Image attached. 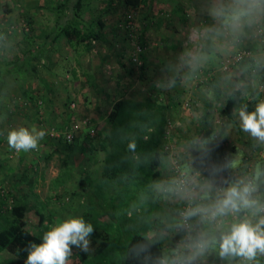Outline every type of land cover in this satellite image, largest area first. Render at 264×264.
I'll use <instances>...</instances> for the list:
<instances>
[{
  "label": "rangeland",
  "instance_id": "obj_1",
  "mask_svg": "<svg viewBox=\"0 0 264 264\" xmlns=\"http://www.w3.org/2000/svg\"><path fill=\"white\" fill-rule=\"evenodd\" d=\"M28 1L30 2H17L18 7L27 8L25 6L32 5L34 0ZM100 3L102 4V0H84L85 8L82 11L93 25L97 18L102 19L104 23L103 39L94 40L91 52L88 51L94 64L90 67V62L87 65L83 59L79 61L77 58L79 63L74 62V65L80 66V69L72 74L69 72L70 82L62 81L67 89L60 90L61 98L55 104L62 110L61 116H53L50 109L51 117L46 119L45 106L42 102H37V105L34 103L35 121L38 124L41 116L44 121H48H45L47 125L62 128L69 124L73 117H87L91 124L83 126L81 132L86 131L92 124L97 128L103 127L106 110L120 96L142 98L150 95L170 103L166 142L162 146L164 155L160 165L161 174L155 184L158 206L151 215L150 222L159 221L172 229H163L156 224L151 226L150 231L156 229L162 235L166 251L164 264H177L176 260H169L171 253L177 254V257H185L184 264H225L219 247L217 251L208 247L203 255L195 256L191 260L188 258L195 255L197 250L194 245L202 235L213 236L207 228H224L232 213L213 220L200 212L190 217L187 215L188 223H185L181 211L184 206L189 210L206 208L220 198L226 188L234 185L243 187L250 184L254 188L251 198L264 205V142L246 132V139L244 135L239 137L237 130L241 127L239 112L247 105L248 97L251 96L250 99L256 105L264 102V43L261 36L256 34L255 29V35L250 31L247 36L237 35L235 26H232L228 27V32H224L228 36L224 41L219 39V35L213 34L214 43L212 42L210 48L205 41L207 35L204 30L190 26L185 32L187 28L178 27L176 18L170 14L171 11H167L163 17H156L154 13L150 16L151 12H146V6L153 4L156 8L155 0L145 1L135 9L120 7L109 13L100 12ZM12 5L11 0L2 3L0 1V7L10 8ZM52 19L51 16L37 20L38 24L47 25ZM27 26L23 16L18 15L9 20L0 17V30L10 29L7 34H11L14 41L23 36V29H27ZM262 29L264 31V23ZM250 36L254 40H250ZM141 38L144 47L140 60L141 51L138 54L134 51L135 44L141 42ZM246 41L250 44L245 45ZM245 47L251 50L250 56L231 64L227 69L222 68L223 58ZM134 55L138 56L139 62L133 60ZM82 56L86 58L85 55ZM193 62L195 64L189 65ZM67 63L64 66L72 69V62ZM140 63L143 69L139 66ZM131 67L135 68L134 72H129ZM84 69L88 70L87 74ZM89 74L94 76V82L102 88V92H98L97 87L91 85ZM67 77L68 75L65 79ZM234 89H238L240 93L237 95L234 109L235 122H230L221 113L220 105ZM217 90L220 91L219 94H216ZM94 95L102 97L100 104L91 103L94 99L98 102ZM27 102L29 104V101ZM206 102L210 104V124L214 131L213 136L199 142L200 116ZM71 103H74V107H70ZM27 106L30 107L31 104ZM89 110H93L91 117ZM59 138L63 142L57 139L52 141L51 137L45 136L38 149L28 151L30 155L26 156L32 159L29 163L20 162L19 152L8 156L11 149L5 148L7 157L0 156V164L2 162L4 165L3 169L0 167V187H8L9 191L14 193V200H24L28 205L39 207L47 213V219L40 228L43 234L51 226L70 216L83 217L77 214L87 209H92L94 219L89 221L85 218V222L101 227L109 226L108 215L103 214L104 209L95 200L97 193L89 196L90 203L94 201L95 204L81 207L84 191L81 188L83 178L80 170L86 158L76 151L68 159L63 149L64 142L69 141ZM228 153L232 155L233 160L228 164L226 173L214 169L208 177L201 179V173L213 158L223 161ZM13 183H18L16 190H11ZM128 196L130 197L131 193ZM8 199H11L10 194ZM108 199L107 196L106 203L101 204L118 213L124 210V202ZM244 209L245 218L252 220L254 224L264 216V211L253 215L252 209ZM1 254L3 264H25L27 259H19L5 251ZM236 261L237 264H252V260L241 256L234 258L233 264H236ZM70 264H120V251L119 248L111 246L108 256L98 254L80 262L73 254Z\"/></svg>",
  "mask_w": 264,
  "mask_h": 264
},
{
  "label": "trees",
  "instance_id": "obj_2",
  "mask_svg": "<svg viewBox=\"0 0 264 264\" xmlns=\"http://www.w3.org/2000/svg\"><path fill=\"white\" fill-rule=\"evenodd\" d=\"M83 2V0H60L52 5L51 8L55 13L52 19L53 23L50 25V30L41 37H44L46 41L47 38L54 41L58 36L64 35L67 40L82 44L85 51H91L93 40L104 37L102 32L104 23L102 19L97 18L93 25L90 20L84 19L81 15ZM144 3L145 0H116V2L115 0H102V4L100 3L98 8L101 13H109L120 7L135 9ZM25 19L28 26L27 29H23V37L28 40L33 37L34 40V35L31 33L34 27L33 18L27 15ZM137 43L141 48L144 47L142 38L141 42ZM141 55L143 56L142 50L139 53L140 60ZM12 64L13 61L0 62V88L5 81L6 74L13 68ZM23 65L22 62L17 66L14 65V68H21ZM139 66L143 69L141 63ZM134 67H131L129 72H134ZM31 70L35 71L36 66H32ZM75 71L74 68L72 73ZM92 78V75L89 74L88 80L92 81ZM91 85L97 87L98 92H102V88L98 87L95 82L92 81ZM219 93L220 91L217 90L216 94ZM239 93L238 89H234L221 101L220 111L228 121H234L233 113ZM22 97L30 103L35 102L36 105L39 99L33 98L32 95H23ZM170 105V103L162 102L150 95L142 98L120 96L106 110L103 127L97 128L92 124L86 131L77 132L72 142H64L63 150L68 159L76 151L86 158L80 170L83 178L81 188L84 191L81 207L91 205V203L95 204L94 201L90 203L89 196L97 193L95 200L104 209L103 214L108 215L109 223V226L101 227L90 222L95 229L90 237V250L83 252L75 246L72 249L78 262L98 254L108 256L111 246H115L120 251V264L164 263L166 251L162 235L156 229L150 230L151 226L156 224L167 230H171L172 227L159 221L150 222V219L158 206L155 184L161 174L160 165L164 155L162 146L166 142ZM51 112L54 113V111ZM200 121L199 142L213 136L214 128L210 124L209 103L205 104ZM90 128H93L95 132L90 133ZM237 130L241 136L245 134L240 127ZM51 139L63 142L59 137H51ZM131 143L135 144L134 150L129 148ZM232 160L233 157L230 153L223 161L213 158L209 166L201 173V179L208 177L214 169L226 173L227 166ZM98 173L99 175H96ZM92 174L95 176L93 177ZM13 188L14 186L11 190ZM6 194L4 190L0 192V264H3L2 251L19 259H26L29 244L42 242L44 234L40 228L47 219V213L43 209L30 206L21 199L14 200L12 198L14 193L10 191ZM9 194L11 199H8ZM107 196L108 200L113 198L112 201L124 202V210L118 213L101 204L102 202L106 203ZM244 212L245 209L241 208L238 212L232 213L222 229L210 227L207 230H210L213 236L218 239L221 233L230 231L233 223L245 219ZM80 214L84 220L86 218L91 221L94 213L92 209H87L79 211L77 215ZM209 247L217 251L219 243L210 244ZM170 255L168 256L169 260L180 261L182 259L175 253ZM234 256L236 255L228 256L227 260L223 259L226 262L224 263L233 264Z\"/></svg>",
  "mask_w": 264,
  "mask_h": 264
},
{
  "label": "crops",
  "instance_id": "obj_3",
  "mask_svg": "<svg viewBox=\"0 0 264 264\" xmlns=\"http://www.w3.org/2000/svg\"><path fill=\"white\" fill-rule=\"evenodd\" d=\"M0 1L2 3L4 1L10 0ZM21 1L22 0H11L13 5L10 8L0 7V17L9 20L13 17H17L18 15L23 17L29 15L33 18L34 26L31 32L34 35V40L33 37L31 40H28L21 36V38L16 39L17 41H14L11 39V34H7L10 32V29L0 30V62L13 61V64L11 65L13 68L8 74H6L5 81L0 88V133H2L0 134L1 157L7 155L5 148H9L7 143V132L10 129L19 128L21 126L28 127L30 129L33 125L36 127L38 126L39 129H42L39 126V123L37 124V121H35L36 109L34 106L36 103L34 102V104L33 102H29L28 104V102L25 101L22 96L32 95V97L35 99L39 98L38 100L40 101L42 99V104L45 106L44 110L46 112V119L48 118L49 120V116L51 117L50 109L54 111V113L52 112L53 116H61V109L55 104L57 103L58 99L61 98L60 96L62 92H60V90L65 91L67 89L62 81L70 82L69 72L72 74L74 68L75 70L80 69V66L74 65V62H78L77 58H82L85 63H87V65H89L88 63L90 62V67L93 63L89 56L91 51H85L82 44H76L70 40H67L64 35L58 36L54 41H51L50 38H47L46 41L44 37H41V35L50 30V25L53 23V20L48 22L46 25V23L38 24L39 22L37 19L40 17H53L55 13L51 6L60 0H34L32 5L28 4L25 6L27 8L18 7L17 2ZM24 1L28 3L30 2L28 0ZM145 1L148 2L149 0ZM155 2L157 3L156 8L153 7V4L146 6V12L148 14L151 12L150 16H152L154 13L156 17H163L166 16L167 11H171L170 14L176 18L178 27H182L183 29L185 27L187 28L184 30L185 32L188 31V27L190 26L196 29L204 30L205 34L207 35L205 41L210 48L213 42V34L215 36L219 35L220 40H226L225 38L228 37L225 34L228 32L227 29L228 27L232 28L233 26L231 21L225 23L224 18L215 16L214 12L218 8L223 7L226 14L230 15L231 10L236 7L234 0H155ZM263 5L264 0H244V3L241 5V7L247 11V15L241 17L239 23L235 25V34L247 36L248 31H250V33H254L255 35V31L253 29L257 27V24L262 25L264 23ZM84 8L85 5H83L82 11ZM82 11V17L89 21L87 19L88 16H86ZM36 24H38V26H36ZM251 37L252 36H250V40H254ZM249 41L244 42V44L249 45L252 43L251 41L250 43H247ZM82 55H85L86 58H84ZM79 60L81 61V59ZM22 62L24 65L21 68H14V65L17 66ZM67 62H69V64L72 62L71 71H67L66 67L64 66ZM193 64L195 63L193 62L189 65ZM32 66H36L35 71L31 70ZM87 71L88 70L84 69L86 74ZM82 74L84 75L83 71ZM62 75H64V77ZM66 75H68L67 79H65ZM93 78L92 81L94 82L95 79ZM92 81H90V83ZM56 86H59L58 88L60 89L58 90ZM94 97H97L98 102L94 99L91 103L100 104V98L102 97H98L97 95H94ZM250 98L252 97L249 96L247 99L246 109L247 111L248 109H250V111H254L256 103H254ZM251 102L253 103L251 104ZM38 106L40 107V105ZM89 111V116L91 117V111L93 110ZM92 118L94 119V117ZM46 119L45 121L48 122ZM230 122H235V120ZM240 134L238 133L239 137L241 136ZM244 136L246 139V134H244ZM19 154L20 162L29 163L30 160L32 161V159L27 158L30 155L29 152L20 151ZM2 164L3 163L1 162L0 167L3 169L4 165ZM17 184L18 183H13L15 189ZM2 190H5L6 193L9 191L8 187H3V189L0 187V191ZM239 257L240 256L238 255L234 256L236 259ZM223 258L227 260L228 256ZM252 264H264V253L258 252L256 257L252 259Z\"/></svg>",
  "mask_w": 264,
  "mask_h": 264
},
{
  "label": "clouds",
  "instance_id": "obj_4",
  "mask_svg": "<svg viewBox=\"0 0 264 264\" xmlns=\"http://www.w3.org/2000/svg\"><path fill=\"white\" fill-rule=\"evenodd\" d=\"M236 7L227 15L223 7L218 8L214 15L223 17L224 22H232L237 25L241 17L247 15V11L241 7L244 0H234ZM241 129L249 133L253 138L264 142V102L256 105L254 111H247L246 106L239 112ZM2 134V133H0ZM46 136L43 129H37L33 125L30 129L21 126L10 129L7 132V143L10 149L17 152H28L38 149L39 143ZM130 149H135V144H129ZM254 188L249 184L243 187L238 185L226 188L221 197L206 208L190 210L187 215L192 216L203 212L211 219L223 217L229 213L238 212L241 208L252 209L253 215L264 211V205L251 198ZM95 229L91 223L85 222L82 217L70 216L63 221L51 226L43 235L41 243H30L27 248L25 264H70L73 255V246L83 252L90 250V237ZM219 243L221 257L238 255L247 260H252L257 253H264V216H261L254 224L252 220L245 218L231 225L230 231L221 233L219 238L202 235L195 243V256L203 255L209 245ZM184 264V262H181Z\"/></svg>",
  "mask_w": 264,
  "mask_h": 264
},
{
  "label": "built area",
  "instance_id": "obj_5",
  "mask_svg": "<svg viewBox=\"0 0 264 264\" xmlns=\"http://www.w3.org/2000/svg\"><path fill=\"white\" fill-rule=\"evenodd\" d=\"M263 8H264V5H263ZM255 31H256L257 35L261 36V41L264 43V31L262 29V25L257 24V27H255ZM141 50H142L141 46L138 43H136L134 52H136L138 54ZM250 55H251V50L248 49L247 47L238 49V50L234 51L232 54H230L227 57L222 59V61H221L222 68L227 69V68H229V66L231 64L236 63V62L238 63L239 61H242L243 59H245L246 57H248ZM132 58H133V60L139 62V58L137 55L136 56L134 55ZM37 102L40 104L41 101L37 100ZM70 107H74V103H71ZM39 123H40V127L43 130H45L46 136H48V137H62V138H64L65 141H72L74 139L75 135L77 134V132H79L83 126H86L87 124H91L90 119L87 117H85L83 119L73 117L69 124L64 125L62 128H59V127H55L53 125H47L41 116H39ZM93 131H94L93 128H90V133H93ZM17 153L18 152L16 150L11 149L8 151V156H13ZM181 182H183V178H181ZM188 210H189L188 207L184 206L182 211H181V214L183 216V221L185 223H188V217H187V211ZM184 260L185 259H183V258L180 259V261H177V264H181V262H184Z\"/></svg>",
  "mask_w": 264,
  "mask_h": 264
}]
</instances>
